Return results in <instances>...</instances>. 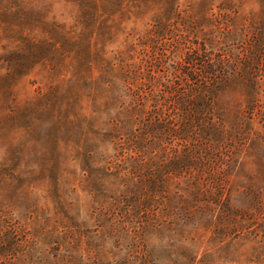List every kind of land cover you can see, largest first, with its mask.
<instances>
[{
    "label": "trees",
    "instance_id": "16d2710c",
    "mask_svg": "<svg viewBox=\"0 0 264 264\" xmlns=\"http://www.w3.org/2000/svg\"><path fill=\"white\" fill-rule=\"evenodd\" d=\"M63 1L77 8L79 26L108 16L98 29L109 34L117 27L109 19L124 4V0ZM176 1L154 0L158 10L166 7V14L141 40L138 56L133 46L118 52L107 62V76L97 80L92 71L93 63L98 65L85 59L82 48L97 49L111 39L92 44L84 35L87 27L76 36L65 25H54L47 40L36 41L34 0H0V27L18 31L25 45L20 55L26 53L16 69L0 79H21L38 65L44 67L45 87L29 107L40 103L46 132L40 137L30 131L29 149L32 157H50L39 169L30 167L22 174L28 182L29 223L14 222L13 204L0 196V264H150V259L154 264V253L148 251L152 236L165 258L156 259L159 262L203 264L195 259L204 228L215 226V235L226 238L257 223L253 216L242 214L238 220L231 198L236 159L247 152L242 139L254 114L262 112L252 89L259 76L264 78V54L252 53L247 43L244 57L208 52L214 41L206 40L210 33L193 16L178 15L172 24L167 10ZM139 2L138 8L148 4ZM218 22L221 29L229 28L226 15L221 14ZM50 38L63 47L73 45V52H56ZM57 56L64 64L70 60L74 70L69 81L59 84L50 68ZM87 57H92L89 52ZM75 75L84 78V85L73 79ZM104 92L107 100L99 105ZM241 97L244 106L238 102ZM224 98L228 100L221 106ZM85 100H91V115L96 116L82 115ZM100 116L105 117L102 132L96 129ZM233 118L238 127L228 129L226 123ZM52 143L62 146L52 149ZM69 157L81 161L80 184L92 197V212L85 214L79 200L64 192L65 176L73 172L66 165ZM5 169L0 167V190L12 186L2 175ZM37 175L44 178V190L48 188L41 200L50 206L40 207L33 200L37 197L29 189Z\"/></svg>",
    "mask_w": 264,
    "mask_h": 264
},
{
    "label": "rangeland",
    "instance_id": "374dc122",
    "mask_svg": "<svg viewBox=\"0 0 264 264\" xmlns=\"http://www.w3.org/2000/svg\"><path fill=\"white\" fill-rule=\"evenodd\" d=\"M123 3L120 8L115 9L117 13L109 19V24L117 26L112 34H109L103 29H98L100 22L106 20L108 16L98 20V23L89 20L79 26L75 5L63 0H34L32 8L35 10L37 18L34 23L36 30L32 34V38L36 41L47 40L46 37H49L50 34H47V31L53 29L54 25H65L67 29L74 31L76 36L81 33L84 27H87L84 35L86 39L91 40L92 44L97 39H111L104 46L100 44L97 49L88 46L82 48L85 59L88 62L93 60L97 63L98 66L93 63L95 68L92 73L93 78L98 80L99 77L107 76L105 71L107 62L115 58L118 52L126 51L133 46L136 50L135 55L138 56L137 54L141 50V40L154 30V24L161 18L160 16L166 14V7L163 8L165 10H158L159 6L155 5L154 0H148V4H143L139 8L138 0H124ZM167 11V14L172 18V24L178 21V15L193 16L200 22L199 25L205 29L204 32L210 33L206 36V40L214 41L213 48L207 47L208 52L220 56L242 54L245 47L243 43H247L252 45V53L262 52L264 54V0H209V2L177 0L174 7ZM112 12L115 11L112 10ZM221 14L226 15V24L229 27L227 30L219 27L218 21ZM1 27L0 77H3L9 71L16 69L21 59H25L26 53H23V57L20 55L19 51L25 45H23L18 31H4L3 28L6 26L3 24ZM221 32H225L226 36H220ZM51 40L57 49L56 52L67 55L74 50L73 45L63 47L58 40ZM98 51L100 52L97 53ZM88 52L92 57H87ZM70 55L68 54L69 57ZM242 57H244L243 54ZM69 61L64 64L59 56L54 58L50 68L56 84L69 81L72 78L74 70ZM45 75L44 67L38 65L31 74L24 78L9 81L0 79V167H6L5 174L1 173L7 175L10 178V180L8 179L9 183H12L11 187L5 186L0 190V196L9 198L13 204L11 209L13 215L10 218L14 222L20 221L22 224L30 221L25 209V193L28 189V182H26V175L22 174L30 167L39 169V165L46 163L50 158H45L43 155L32 157L29 149L32 143L30 131L40 137L43 132H46V128L43 127L46 122L38 112L40 103L37 107L32 106V109L29 107V103L38 101V97L45 87ZM73 79L79 80L82 85L85 83L83 77L76 78L75 75ZM100 80L103 84L104 80ZM254 82L256 87L252 89V92L256 94L255 98L261 101L262 112L260 116L254 114L251 128L245 133L244 140L242 139V145H245L247 152L241 153V157L236 159V167L233 170L234 193L231 198V206L239 215L238 220L241 219L240 214H242L243 216L248 215L249 218L253 216V220H257V223L250 230L239 229L238 232L232 233L226 238L223 235H215V226L211 227L209 231L204 228L202 231L203 244H201L197 259H195L203 264H264V78L259 76ZM102 89L104 91L105 86H102ZM105 95L104 92L98 102L99 105L106 102ZM227 100L224 98L221 101V106H224ZM244 100L245 98L241 97L238 102L244 106ZM84 106L83 116H96L91 115L93 110L91 100H85ZM32 121L35 122V127ZM104 123L105 117L100 116L96 129H103ZM237 123L239 121L233 118L226 125L228 129L237 128ZM60 146L62 145L57 143L51 144L52 149ZM105 149L110 154L108 145ZM66 165L73 171L70 173V177L66 175L64 179L67 183L64 191L66 196L69 199H78L85 214L92 212V197L89 196L87 190L83 191L80 184V179H82L81 161L69 157L66 159ZM37 176L38 181L29 190H33V197H37L33 200L42 207L45 204L49 205L40 197L45 194L44 191L48 188L46 187L44 190L41 184L44 182L43 176ZM73 190L76 191L75 194L70 192ZM27 227L31 229L29 225ZM253 231H256L255 234ZM256 234L258 237L255 236ZM158 243L154 242V236L148 243V251L154 253V264H169L168 260L161 262L156 260L165 259ZM150 264H152V259H150Z\"/></svg>",
    "mask_w": 264,
    "mask_h": 264
}]
</instances>
